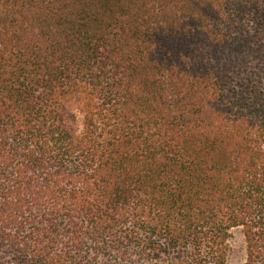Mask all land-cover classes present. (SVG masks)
Returning a JSON list of instances; mask_svg holds the SVG:
<instances>
[{"label":"trees","instance_id":"16d2710c","mask_svg":"<svg viewBox=\"0 0 264 264\" xmlns=\"http://www.w3.org/2000/svg\"><path fill=\"white\" fill-rule=\"evenodd\" d=\"M264 264V0H0V264Z\"/></svg>","mask_w":264,"mask_h":264},{"label":"rangeland","instance_id":"374dc122","mask_svg":"<svg viewBox=\"0 0 264 264\" xmlns=\"http://www.w3.org/2000/svg\"><path fill=\"white\" fill-rule=\"evenodd\" d=\"M229 247V264H243L246 255V240L242 227L230 231Z\"/></svg>","mask_w":264,"mask_h":264}]
</instances>
